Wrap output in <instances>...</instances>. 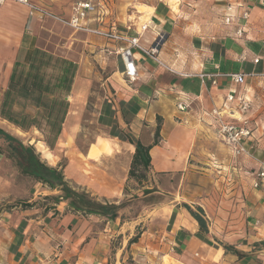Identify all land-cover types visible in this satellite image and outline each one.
Here are the masks:
<instances>
[{"label": "crops", "instance_id": "crops-1", "mask_svg": "<svg viewBox=\"0 0 264 264\" xmlns=\"http://www.w3.org/2000/svg\"><path fill=\"white\" fill-rule=\"evenodd\" d=\"M79 1L86 0H31L35 5L32 14L31 7L22 3L8 1L0 5V90L8 88L15 61L27 60L36 47L76 63L67 96L70 108L65 123L69 127L59 140L69 146L65 148L68 150L73 146L71 127L77 119L74 106H83L99 72L106 74L104 84L111 100L99 113L103 125L116 132L114 140L119 139L126 147L129 144V161L133 160L135 145L131 139L121 140L118 130H127L130 138L150 146L151 168L170 176L187 170L192 165L190 158L214 154L217 125L209 112L214 107L227 108L228 89L237 88L238 97H245L251 105L246 112L232 107L236 117L241 122L246 120L252 130L250 155L238 156V163L221 161V155L215 163L249 172L236 177L233 184L239 187L235 189L233 200L237 205L233 212L240 223L230 228L221 221L220 204L216 213L200 202L206 213L202 214L206 222L203 226L185 206L165 204L159 209L164 217L162 229L152 233L159 241L157 250L162 259L169 258L170 264H264V179L255 176V164L264 162V0H177L175 6L172 0H90L100 4L101 9L99 15L88 20L91 27L115 28L132 36L149 22L141 35L144 47H149L158 34L164 35L158 59L135 49L139 78L133 83L123 75L118 52L121 43L77 30L68 23ZM141 4L148 9L141 11ZM245 11L249 13L247 18L243 17ZM231 13L233 22L226 23L224 17ZM238 27L244 31L240 38ZM255 57L261 61L255 63ZM202 71L241 72L247 76L239 85L227 76L213 85L201 81L198 74ZM36 97L37 92L17 94L15 110L23 98V105L31 103L36 113H44V104L35 101ZM180 98L190 103L188 111L177 107ZM1 105L2 101L0 110ZM221 148L223 155H233L229 148ZM109 155L103 154L97 160L86 158L94 163ZM5 159L0 151V166ZM258 179L260 187L254 185ZM117 180L113 184L119 186L121 180ZM56 194L60 193L41 187L27 200L30 205L0 214V264H113L110 254L115 231L92 222L97 215L74 211L67 201L46 198ZM203 201L207 203L205 198ZM152 233H137L138 240L132 246L149 248L151 241L148 244L146 240ZM133 235L131 232L128 239ZM116 264H124V259Z\"/></svg>", "mask_w": 264, "mask_h": 264}, {"label": "rangeland", "instance_id": "rangeland-1", "mask_svg": "<svg viewBox=\"0 0 264 264\" xmlns=\"http://www.w3.org/2000/svg\"><path fill=\"white\" fill-rule=\"evenodd\" d=\"M106 76V74L99 72L98 80L93 82L91 94L85 103L82 102L83 106H74L77 111V119L71 127V133L74 137L73 151L71 152L69 150L72 148L65 150L69 146H66L64 141L62 143L59 141L63 132L57 140L49 137V142H47L45 133L36 127L25 131L5 119H0V125L19 136L25 144L34 145L42 160L61 168L67 181L73 187L89 192L100 201L122 205L117 219L97 215L96 220H92L99 226H108L112 232L115 231L112 235L113 246L110 254V260L113 264H116L118 259H124V264H170L169 258L162 259L160 251L157 250L159 241L152 233L162 229L164 217L160 215L162 213L159 214V209L165 204H177L179 206L188 204L193 206L195 211H198V206L202 201L208 209H213L216 213L220 204L222 206L221 221L226 222L227 226H231L230 228L240 223L239 216H234L235 212H233L237 205L233 200L235 189L239 187L233 186V184L236 177H244L249 172L234 170L229 167L230 165L217 166L218 164L215 162L219 161L221 155V161L231 159L233 163H238V157L222 154L224 150L221 146L227 149L229 147L218 134L214 139V154L210 156L200 154L195 158H190L192 165L187 170H179L169 176L165 173H155L151 166L148 170L138 166L134 171V176L129 174L132 164V160L129 161V144L126 147L118 141L119 139L114 140L113 137L116 132L114 133L105 127L99 118V113L111 100L107 92L108 87L104 84ZM4 93L5 91L0 90V101H3ZM18 96L20 95L18 94ZM24 101L23 98L19 100L16 105L17 111L35 114L37 111L35 106L31 103L25 106L23 105ZM39 113L40 111L36 114ZM38 117L43 118L40 115ZM160 122L161 119L159 118L157 127L160 126ZM42 125L46 128L44 121ZM67 125L64 122V133H66ZM261 129H263L264 134V126ZM117 134L121 140L130 141V139H134L133 136L130 138L127 130H118ZM87 150L88 153L86 154ZM103 154L110 155L94 163L86 158L97 160ZM209 160L214 164H211ZM128 165L130 169H128ZM260 165L255 164L256 177L258 171L261 170L259 169ZM191 167L193 168L190 169ZM117 179L121 180L119 186L113 184L119 181ZM260 181L258 179L259 183ZM41 187L45 186L22 174L15 161L6 157L5 162L0 166V214L14 207H25L31 204L27 200L41 190ZM110 188H117L118 191L110 190ZM46 189L48 188L46 187ZM53 191L60 193L57 189ZM204 198L207 203L209 199V205L203 201ZM39 201L47 202V200ZM223 210L225 211L222 212ZM223 213H225V217H222ZM202 214H206L205 209H203ZM144 230L152 233L150 238L146 240L147 243L151 241V244L148 243L149 248L137 249L132 246L135 242L129 244L128 237L131 232L134 234L133 238L137 233L141 234Z\"/></svg>", "mask_w": 264, "mask_h": 264}, {"label": "trees", "instance_id": "trees-1", "mask_svg": "<svg viewBox=\"0 0 264 264\" xmlns=\"http://www.w3.org/2000/svg\"><path fill=\"white\" fill-rule=\"evenodd\" d=\"M76 70L77 64L73 61L36 47L27 60H17L14 63L9 86L4 93L1 105V117L25 131L32 127L42 130L47 136V142H49V137L57 140L63 132V124L69 111L70 102L67 96L71 92ZM34 92L39 95L34 100L44 104V113L32 115L15 110L17 94L28 96L33 95ZM40 96H45V98L41 99ZM38 115L43 118H39ZM43 121L46 128L42 125ZM159 130L160 126L157 127V135H159ZM131 142L135 145L136 151L129 174L134 176V171L138 166H142L145 170L149 169L151 155L150 146H145L133 139ZM0 151L15 161L22 174L33 178L52 191L55 189L60 191V194L47 196V199L56 202L67 201L72 210L83 214H93L110 219L119 217L121 204L100 201L89 192L73 187L67 181L61 168L42 160L34 145L25 144L19 136L1 126ZM184 206L201 226L206 224L201 206H198V211L188 204ZM138 237L139 234L131 238L129 244L136 242Z\"/></svg>", "mask_w": 264, "mask_h": 264}, {"label": "built area", "instance_id": "built-area-1", "mask_svg": "<svg viewBox=\"0 0 264 264\" xmlns=\"http://www.w3.org/2000/svg\"><path fill=\"white\" fill-rule=\"evenodd\" d=\"M8 1L29 5L31 7V14L35 10V5H33L31 0H0V5ZM231 9L232 8L229 7V10ZM100 12V4H95L93 1L86 0L76 2L73 6L72 16L68 20V23L77 30L99 35L113 42L121 43L118 52L121 55L124 65L123 75L128 82L133 83L139 78V69L137 59L135 57V49L139 48L144 54L158 59V54L160 47L163 44L164 35L158 34L157 38L149 47H144L141 45V35L142 32H144L149 27V22L144 23L136 35L127 36L115 28L103 29L99 27H91L88 20L91 16L99 15ZM248 16L249 13L245 11L243 13V17L247 18ZM224 20L226 23H232L233 13L227 14L224 17ZM236 33L237 37H242L244 33L243 28L238 27ZM262 42L264 44V38ZM260 61V57L254 58L255 63H259ZM198 76L203 83L210 81L213 85L218 83V79L220 77L227 76L233 83L239 85L245 82L247 74L241 72L220 73L218 71H202L198 74ZM262 76L264 77V73H262ZM226 104H229L227 108L214 107L209 112V114L216 121L217 134L226 143L235 157H238L242 154L250 155L251 148L249 142L252 138V130L247 124L246 120H242L241 122L239 117H236V111H234L232 108L236 107L238 111L246 112L251 108L250 102L245 97H238V89L232 86L228 89V93L225 98V105ZM177 107L181 111H188L190 108V103L187 100L180 98L177 102ZM260 163L261 170L258 171L257 178L264 179V162L260 161ZM254 185L258 186L259 182L255 181Z\"/></svg>", "mask_w": 264, "mask_h": 264}, {"label": "bare ground", "instance_id": "bare-ground-1", "mask_svg": "<svg viewBox=\"0 0 264 264\" xmlns=\"http://www.w3.org/2000/svg\"><path fill=\"white\" fill-rule=\"evenodd\" d=\"M171 2L173 3V6H175L177 0H172ZM136 8H137V7H136ZM139 9H140L141 11H142V10L144 11V10H146V9H148V8H147L145 5H142V4H141V6H139ZM149 9H150V8H149ZM151 9H152V8H151ZM151 9H150V10H151ZM149 12H150V11H149ZM150 14H151V13H150ZM144 16H145V14H144ZM140 19H141V18H140ZM145 21H146V20H145ZM142 24H143V23H142Z\"/></svg>", "mask_w": 264, "mask_h": 264}]
</instances>
